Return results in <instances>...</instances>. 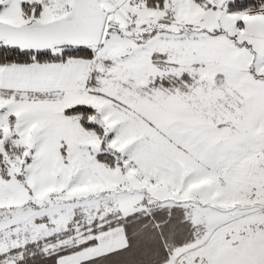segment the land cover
<instances>
[{"label":"snow or ice","instance_id":"snow-or-ice-1","mask_svg":"<svg viewBox=\"0 0 264 264\" xmlns=\"http://www.w3.org/2000/svg\"><path fill=\"white\" fill-rule=\"evenodd\" d=\"M0 264H264V0H0Z\"/></svg>","mask_w":264,"mask_h":264}]
</instances>
